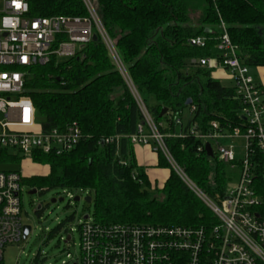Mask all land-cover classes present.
Masks as SVG:
<instances>
[{"label": "trees", "instance_id": "1", "mask_svg": "<svg viewBox=\"0 0 264 264\" xmlns=\"http://www.w3.org/2000/svg\"><path fill=\"white\" fill-rule=\"evenodd\" d=\"M90 2L158 130L165 134L174 161L209 197L222 196L236 177V169L220 161L213 147L208 156L202 140L190 134V129L210 132L212 121L221 132L242 126V102L234 86L223 85L198 60L217 54L223 23L243 63L264 66V0ZM28 3L31 16L88 15L82 0ZM95 33L97 39L81 46L75 55L52 57L25 69L23 94L31 99L43 128L75 122L83 136L73 149L60 154L35 151L32 162L46 166L47 171L24 175L23 184L43 191L87 190L93 200L92 219L99 223L210 226L214 219L208 207L159 150L155 151L157 167L169 173L161 188L151 189L145 167L136 163L131 141L143 123L142 114ZM195 36L205 38L203 47L189 44ZM162 108L166 111L160 115ZM185 108L189 116L183 124ZM20 159L1 149L0 164L15 165ZM0 169L19 171L11 166ZM63 228L60 223L49 234Z\"/></svg>", "mask_w": 264, "mask_h": 264}, {"label": "built area", "instance_id": "2", "mask_svg": "<svg viewBox=\"0 0 264 264\" xmlns=\"http://www.w3.org/2000/svg\"><path fill=\"white\" fill-rule=\"evenodd\" d=\"M82 1L88 12L85 17H37L29 14L28 0H0V152L7 149L20 158L28 156L32 162L35 151L60 154L79 143L83 135L75 122L43 128L37 121L31 99L23 94L24 74L33 64L75 55L97 32L143 117L131 141L159 150L182 182L208 207L214 222L210 226L104 224L87 215L76 227L79 255L68 253L59 264H264V92L238 55V47L230 41L223 23L217 54L199 58L198 62L212 72H229L242 102L241 118L245 119L242 126L233 127L230 132L215 130V121L210 123V132L190 129V134L202 140L203 145H215L220 161L236 169V177L223 195L213 199L172 158L165 134L158 130L141 100L93 5L90 0ZM188 42L203 47L205 38L195 36ZM234 139H240L241 145H235ZM23 176L20 170L0 169V264L4 248L23 239ZM60 231L65 235L63 242L68 244L72 228Z\"/></svg>", "mask_w": 264, "mask_h": 264}, {"label": "rangeland", "instance_id": "3", "mask_svg": "<svg viewBox=\"0 0 264 264\" xmlns=\"http://www.w3.org/2000/svg\"><path fill=\"white\" fill-rule=\"evenodd\" d=\"M258 66H248L249 73L254 81L259 85L260 76L257 72ZM224 76L220 82L225 86H233L234 82L230 78L229 72L223 70ZM189 111L185 108L182 112V122L186 124ZM230 141V140H227ZM224 142V141H223ZM235 145H241L240 139L232 141ZM226 143V142H224ZM215 149V145L213 144ZM241 152V149L239 150ZM19 169L25 176L34 174L41 175L46 173V166L31 162L28 156L20 159L15 165L1 163L0 168ZM163 170H167L164 168ZM165 172V171H164ZM161 181L153 184L151 189L161 188ZM24 191L20 195V204L22 212V222L31 227L26 239H21L18 243L8 245L3 250V264H59L61 260L67 259L66 254L79 255V235L76 231L84 215L93 218V200L86 203L84 197L88 195L87 190H68V189H49L43 194L29 195L27 192L31 189L29 185H23ZM157 194V193H156ZM154 194V195H156ZM79 196V200L74 201L73 197ZM55 198L54 203L49 202ZM62 198L61 201L58 199ZM43 203V210L35 212L38 203ZM63 223V227L72 228V240L66 244L63 242L65 235L62 231L49 234L58 224Z\"/></svg>", "mask_w": 264, "mask_h": 264}, {"label": "crops", "instance_id": "4", "mask_svg": "<svg viewBox=\"0 0 264 264\" xmlns=\"http://www.w3.org/2000/svg\"><path fill=\"white\" fill-rule=\"evenodd\" d=\"M258 74L260 76V83L263 92H264V66H258ZM212 76L216 79H220L224 76L223 70H218L212 72ZM220 81V80H219ZM133 151L136 163L138 165L145 167V172L152 184H157V180H160L161 183L165 181L166 177L168 176L169 170H163L164 168L157 167L158 158L157 153L152 149L150 145H142V144H133ZM47 171V169H46ZM165 171V172H164Z\"/></svg>", "mask_w": 264, "mask_h": 264}, {"label": "water", "instance_id": "5", "mask_svg": "<svg viewBox=\"0 0 264 264\" xmlns=\"http://www.w3.org/2000/svg\"><path fill=\"white\" fill-rule=\"evenodd\" d=\"M96 39H97V35H96V34H93V35H92V40H96ZM185 103L188 105V104L190 103V99H187ZM165 111H166V108H162V110H161V112H160V115H162ZM242 119H245V117L242 116ZM204 148H205L206 154H207L208 156H212V148H211V145H210L209 142H206V143L204 144ZM35 192H36V190H35L34 188H31L27 193H28L29 195H32V194H34ZM58 200L61 201L62 198H59ZM73 200H74V201L79 200V196H74V197H73ZM55 201H56V199H55V198H52V199H50L49 202L54 203ZM84 201H85L86 203H90V201H91V196L86 195V196L84 197ZM34 211H35V212H39V211H40V207H39V206H36ZM83 217L86 218L87 215H84ZM30 229H31V228H30L29 225H25V226L23 227V232H22V238H23V239H26V238H27V236H28V234H29V232H30Z\"/></svg>", "mask_w": 264, "mask_h": 264}, {"label": "flooded vegetation", "instance_id": "6", "mask_svg": "<svg viewBox=\"0 0 264 264\" xmlns=\"http://www.w3.org/2000/svg\"><path fill=\"white\" fill-rule=\"evenodd\" d=\"M33 188L36 190V192L34 194H43L44 192H46V190L43 191V190L35 188V187H33ZM37 206L40 207V211L39 212H41L43 210V207L46 206V205L43 206V203L40 202V203L37 204Z\"/></svg>", "mask_w": 264, "mask_h": 264}]
</instances>
